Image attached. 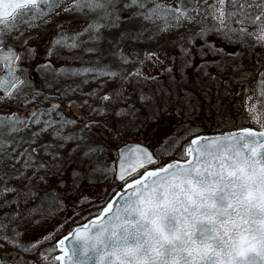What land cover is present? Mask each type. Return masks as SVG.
Instances as JSON below:
<instances>
[{"label": "snow or ice", "instance_id": "obj_1", "mask_svg": "<svg viewBox=\"0 0 264 264\" xmlns=\"http://www.w3.org/2000/svg\"><path fill=\"white\" fill-rule=\"evenodd\" d=\"M49 25L34 63L31 33ZM0 68V264H85L69 238L95 254L87 264H264V0H0ZM89 75L116 86L61 87ZM254 75L253 96L232 91ZM170 123L195 138L164 161L179 142L160 143ZM52 180L61 212H88L67 234L68 215L21 207Z\"/></svg>", "mask_w": 264, "mask_h": 264}, {"label": "rangeland", "instance_id": "obj_2", "mask_svg": "<svg viewBox=\"0 0 264 264\" xmlns=\"http://www.w3.org/2000/svg\"><path fill=\"white\" fill-rule=\"evenodd\" d=\"M61 19H68V18L67 17H63ZM53 31H54V26L53 25H49L43 31L37 29V30H34L31 33V35L36 37L37 36V32H39V37L32 42V45H33V47L37 48L40 51L41 55H40V58L34 63H39L40 61L43 60V53H44V49H45V47L47 45L48 37L53 33ZM165 40H167V36H165L164 39L161 40L160 42L163 43ZM6 44H8L9 46L17 47V48L19 47V45L16 44V42L13 41V40H7ZM152 47H155V44H153ZM257 51H259V49H257ZM83 60L85 62H87V61H93L94 62L96 60V57L95 56H89V55H83ZM51 62L57 68H59V67L80 68V67L91 66L88 63H81L78 60L77 61L59 60V59H56L55 57L52 58ZM104 63H107V61H104ZM113 63H115V61H113ZM245 71H247V68L245 69ZM1 73H2V68H0V74ZM31 75H32L33 79L36 81L37 86H39L40 84L43 83V80L41 79V76H38L35 72H32ZM241 75H242L241 73H236L234 78L235 79H239V77ZM255 77L256 76L254 75L252 78H250L247 81H241L240 83H234L233 87H235V88L242 87L243 89L245 88V89H247V95L253 96L254 93H253L252 89L257 84V82L254 80ZM44 79H47V80L50 81V80L53 79V76L46 74L44 76ZM84 79H87V80L90 81L87 84H83L81 91L84 92V93L91 92V91L95 90L98 93H100L101 95H103L105 93L110 92L116 86L115 83H113V82L105 83L104 79L94 80V78L91 75H89L87 77H72V78H63L62 77L61 78V87H67V86L75 87L76 85L81 84V81L84 80ZM102 84L104 85L103 88L100 87ZM45 92L47 93L46 89H45ZM40 99L43 100V97H41ZM83 99H85V97L80 94V91H78L76 94H70L68 97L64 98L61 101V103L62 104H67L69 101L80 102ZM244 99H245V96H244ZM98 102H99L98 98L89 99V103L90 104H97ZM253 102H257V101H253ZM46 103H48V102H46ZM29 107H31V105ZM83 110L84 109H82V111ZM244 115H245V113H244ZM94 118H99V117H94ZM246 126L255 127V125H253L251 122L247 123ZM164 129H165L164 127H161V129H160V133L159 134H160L161 138L162 137L164 138V136H165V134L163 135ZM44 139L50 141L51 137L50 136H45ZM188 139L189 138L185 139L184 141H179L178 147L174 146L173 149H170V151H173V153H171V154L169 153V154L163 155L162 159L164 161H167L166 159L169 160L171 158V155H175V153L177 154V152L179 153L180 151H182L183 146L188 143V141H189ZM72 147H74V145L69 144V145H67L66 147H64L62 149V152H63V154H65L66 157L71 152ZM28 174L31 175V172H29ZM39 175H44L43 170L41 171V173ZM19 183H20L19 181L13 180L9 184V186L10 187L19 186ZM33 184L34 185L36 184V180H33ZM2 187H3V181H0V188H2ZM53 190H54V193H55L54 195H52L50 197L48 195H46L47 193L52 192ZM36 192L38 194L37 202H39V203L36 204L35 203L36 201L32 200L27 205H24L23 202H22L21 203V207L31 208V207H35V206L39 205L44 212H48L49 210H51L52 213H53V217L50 218L51 223H55L56 222L57 224H59V223L63 222V217L65 215H68V224H72V223L74 224L72 228H74V227H76V226H78V225H80V224H82V223H84L86 221L84 219V217L88 216V212H84L83 216H74L75 214L72 213L71 209H69L68 213H64V212L60 211V208H59V205H58V200H59L60 196L64 195V190L56 187V181L55 180H52L50 184H39L36 187ZM5 199L11 200V199H13V196L12 195H8L7 197H5ZM21 201H23V197H21ZM49 201H50V203H49ZM32 218H33L34 221H42V218L39 215H36V216H34ZM42 222L48 223L46 221H42ZM49 226H51V224H49ZM67 226H69V225H67ZM40 231H42V230H40ZM37 234H39V231H38ZM64 234H67V232L64 233ZM49 246L50 245L45 244L43 246V248H47ZM43 248L41 249L42 251H43Z\"/></svg>", "mask_w": 264, "mask_h": 264}, {"label": "trees", "instance_id": "obj_3", "mask_svg": "<svg viewBox=\"0 0 264 264\" xmlns=\"http://www.w3.org/2000/svg\"><path fill=\"white\" fill-rule=\"evenodd\" d=\"M247 63H248V61L245 60V64H247ZM254 80L257 82V76L255 77ZM233 85H234V84H233ZM233 85L231 86V89H232L233 92H235L236 90L242 88V87L235 88V87H233ZM244 89H245V88H244ZM243 100H244V93H243V92H242L239 96H236V97H235V101H236V103H238V104H239V103H242ZM212 102L215 103V97H212ZM224 102H225V103H228V99H225ZM241 115H244V113L242 112ZM201 119H203V117H201ZM244 126H246V124H245ZM214 127H215L214 124H213L211 127H209V125L205 124V126L201 129V133H200V134L214 133V132H215V131L213 130ZM165 133L168 134V136H167L168 139H171L173 134H178V136H177L178 139H179V137L184 136V133H183V132H180L179 129L175 128L174 125H173L172 123H170V124L168 125V127L164 129V131H163V135H164ZM190 137H192V136H187V137L184 138V139H179V141H184V140L187 139V138L190 139ZM160 143H163V137L161 138ZM178 143H179V142H178ZM178 143L175 145V147H178ZM171 149H173V148H171ZM171 153H173V151H170V154H171ZM175 154H176V153H175ZM177 154H178V152H177ZM165 155H166V154H165ZM166 160H168V159H166ZM35 201H36V202H35L36 204L39 203V202H37V199H35ZM74 216H76V215H74ZM32 219H33V218H32ZM73 222H74V221H73ZM55 224H57V223L55 222ZM67 225H69V226H66V227L64 228V230H63V234L66 233V232H68V229H69V228H72L74 224L72 223V224H67Z\"/></svg>", "mask_w": 264, "mask_h": 264}, {"label": "water", "instance_id": "obj_4", "mask_svg": "<svg viewBox=\"0 0 264 264\" xmlns=\"http://www.w3.org/2000/svg\"><path fill=\"white\" fill-rule=\"evenodd\" d=\"M0 75H3V70H2V73ZM217 134H219V133L209 134V135H217ZM193 138H195V137H193ZM92 219H95V216L92 217ZM86 223H87V221H85L84 223H82L76 227H80ZM66 246L68 247L69 252L73 254V259L77 262H79L80 260H85V264H87L88 261H91L95 258L94 253L87 252L85 250L86 245L83 241L76 240L75 238H69V240L66 242Z\"/></svg>", "mask_w": 264, "mask_h": 264}, {"label": "bare ground", "instance_id": "obj_5", "mask_svg": "<svg viewBox=\"0 0 264 264\" xmlns=\"http://www.w3.org/2000/svg\"><path fill=\"white\" fill-rule=\"evenodd\" d=\"M216 133H218V132H214V134H216ZM206 134H208V133H206ZM191 138V137H190ZM190 141H188V143H189Z\"/></svg>", "mask_w": 264, "mask_h": 264}]
</instances>
